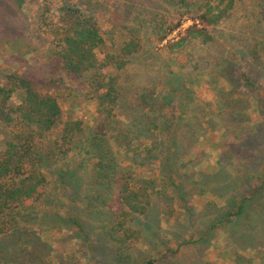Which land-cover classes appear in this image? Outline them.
<instances>
[{"label":"rangeland","instance_id":"obj_1","mask_svg":"<svg viewBox=\"0 0 264 264\" xmlns=\"http://www.w3.org/2000/svg\"><path fill=\"white\" fill-rule=\"evenodd\" d=\"M18 1L0 0V85L7 84L10 75L46 76L57 50L49 29L38 26L41 10L49 9L53 18L66 3L90 8L105 41L97 51L101 61L107 53L119 52L125 42L140 39L139 52L122 69H105L120 83L117 127L107 130L105 138L115 150L118 169L134 173L140 184L154 180L155 186L147 212L130 221L115 240L111 209L100 207L105 200L111 204V194H104L109 186L103 188L105 198L90 206L92 168L80 164L82 156L72 151L56 162L47 159L43 173L51 182L48 193L53 202H58L55 181L64 172L69 173L64 197L78 199L72 207L50 206L49 221L41 212L39 222L28 225L31 234H23L20 241L8 239L11 254L20 257L17 264L39 259L47 264H145L149 259L157 264H264V192H255L264 177V0H237L231 16L209 28L207 42L198 38L182 49L192 51L187 67L180 65L182 56H172L165 46L183 38L194 22L184 20L158 44L141 16L142 11L168 14L167 4L177 0H24L22 5ZM114 8L123 15L122 26L108 23ZM243 75L256 89L245 84ZM152 92L177 107L173 169L157 159L146 170L133 168V142L130 148L116 146L119 134L124 138L129 132L133 139V130L135 134L146 130L141 97ZM95 94L89 89L71 107L63 104V117L41 146L45 156L70 118L83 121L78 143H87L101 120L96 101L88 102ZM20 98L21 93L15 94L12 101ZM8 139L9 129L0 120V153ZM244 198L243 212L221 222ZM75 214L82 228L73 221Z\"/></svg>","mask_w":264,"mask_h":264},{"label":"trees","instance_id":"obj_2","mask_svg":"<svg viewBox=\"0 0 264 264\" xmlns=\"http://www.w3.org/2000/svg\"><path fill=\"white\" fill-rule=\"evenodd\" d=\"M177 1V4H167L168 14L142 11L141 16L144 25L153 32L158 44L167 41L181 27L184 20L190 19L194 22L186 29L183 38L165 46L172 56H182L180 65L187 67L192 51L182 49H186L198 38L207 42V37L210 39L209 28L227 20L237 0ZM23 2L24 0H19L18 4L22 5ZM49 12V9H45L38 13V26L45 25L49 29L51 43L57 50L48 63L46 76L10 75L7 84L0 85V120L9 129V139L0 153V264L20 262L17 261L20 260L17 254H11L8 239L20 241L23 234H31L28 225L36 221L38 223L41 212L45 211V219L49 221L51 215L48 211H52L50 206L72 207L78 199L73 195L64 197L62 192L69 190L64 186L69 180V173L64 172L61 176L58 175L55 181L54 188L59 196L57 194L58 202H53L52 195L48 193L51 182L43 173L47 159L52 158L56 162L61 157H68L72 151H77L82 156L80 164L85 169L92 168V178L88 176V186L93 187L92 193L87 195L90 206H97V200L105 198L103 188L109 186V192L104 194H111V204L107 205L105 200L100 207L108 206L111 209L112 214L109 216L115 218L111 221L115 231L112 236L115 240L119 232L126 230L130 221L147 212L151 202L150 192L155 186L154 180L142 181L140 184L134 173L128 175L123 168L118 169L115 150L105 138L107 130L111 131L117 127L114 124L120 88L116 76L105 74V69L109 66L122 69L130 56L139 52L140 39L134 38L125 42L119 52L107 53L105 60L101 61L97 51L105 41L101 25L90 8L84 10L66 3L53 18L48 16ZM123 20V15L114 8L108 23L114 27L122 26ZM175 48L181 50H172ZM243 78L247 86L256 89L255 84L246 75H243ZM89 89L96 94L88 98V102L96 101L97 113L101 119L92 136L86 144L78 143L84 131L83 121L70 118L65 122L58 137L52 140L51 150L48 156H45L41 146L63 117V104H69L71 107L78 95ZM18 93H21V98L15 103L12 98ZM155 95L157 94L154 92L144 93L141 97L148 117L146 130L142 134H135L133 130V139L129 132L125 133L124 138L120 134L117 137L119 142L116 146L121 149L127 146L130 148L133 142V152L136 149V154L131 160L133 168L146 170L147 164L156 159L166 162L171 169L176 163L173 138L176 131L177 107L171 106L162 95ZM147 141L151 144L148 147L144 145ZM141 147L144 156L139 158L142 152H138V149ZM171 178L174 180L172 175ZM112 188L117 192L116 196H112L115 192L110 191ZM255 192H264V177ZM245 200L247 198L237 205V210L227 213L221 222L240 215ZM72 219L82 228L77 214L73 215ZM31 238L32 236L28 240ZM35 264L47 263L39 259ZM145 264L157 262L155 259H149Z\"/></svg>","mask_w":264,"mask_h":264}]
</instances>
